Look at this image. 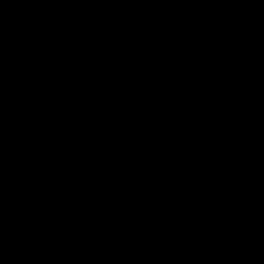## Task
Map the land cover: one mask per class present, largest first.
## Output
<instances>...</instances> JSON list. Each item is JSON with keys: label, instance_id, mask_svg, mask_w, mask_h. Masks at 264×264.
Masks as SVG:
<instances>
[{"label": "water", "instance_id": "95a60500", "mask_svg": "<svg viewBox=\"0 0 264 264\" xmlns=\"http://www.w3.org/2000/svg\"><path fill=\"white\" fill-rule=\"evenodd\" d=\"M0 264H264V0H0Z\"/></svg>", "mask_w": 264, "mask_h": 264}]
</instances>
